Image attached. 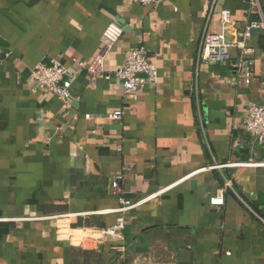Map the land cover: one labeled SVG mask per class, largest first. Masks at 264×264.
Here are the masks:
<instances>
[{
	"label": "crops",
	"instance_id": "0c3cea01",
	"mask_svg": "<svg viewBox=\"0 0 264 264\" xmlns=\"http://www.w3.org/2000/svg\"><path fill=\"white\" fill-rule=\"evenodd\" d=\"M253 2L0 0V264H264V145L242 127L264 104V32L249 42L251 86L236 50L201 63L206 33L239 42L264 18V0ZM111 23L124 35L101 71ZM142 46L158 82L131 102L116 72ZM53 59L75 77L69 107L31 81ZM116 180L136 205L122 239L75 245L62 227L116 224Z\"/></svg>",
	"mask_w": 264,
	"mask_h": 264
},
{
	"label": "built area",
	"instance_id": "2783aa9c",
	"mask_svg": "<svg viewBox=\"0 0 264 264\" xmlns=\"http://www.w3.org/2000/svg\"><path fill=\"white\" fill-rule=\"evenodd\" d=\"M166 0H134L139 5L158 8ZM259 2L255 0L253 6L258 7ZM220 22L224 27L230 26L233 22L232 14L229 10L221 12ZM264 32V18L260 21L250 23L244 30L242 40L231 41L228 35L224 33H206L203 38L201 63L203 66L216 65L224 61L231 60V52H238L237 61L234 63L236 71L246 86H251L254 80L256 61L254 58V49L249 45L254 32ZM123 29L116 23H111L103 34V50L96 60L99 70L102 71L104 58L108 51L123 37ZM31 81L36 90L45 91L64 100L67 106H71L72 86L75 80L74 75L59 59H53L51 64H39L31 71ZM116 78L122 82L125 92V98L128 101H135L138 93L150 85H156L158 82V70L156 65L149 58L148 52L144 46L137 48L127 54L125 65L116 72ZM110 79V77H107ZM264 93V84H263ZM125 115L124 110L113 113L110 118L121 120ZM242 127L246 132L253 136L261 145H264V104L252 103L247 117ZM113 189L121 203L118 210L119 218L116 224L107 229L81 228L71 230L62 227L63 233L66 231L68 240L75 245L86 248H98L108 241L121 240L126 228V216L136 205L132 204L124 197L123 191L119 186V181L113 183ZM215 206L224 204L223 198H217L213 201Z\"/></svg>",
	"mask_w": 264,
	"mask_h": 264
}]
</instances>
